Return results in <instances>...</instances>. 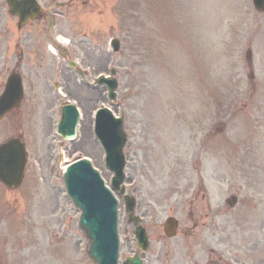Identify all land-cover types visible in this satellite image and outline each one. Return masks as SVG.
I'll list each match as a JSON object with an SVG mask.
<instances>
[{"label": "rangeland", "instance_id": "obj_1", "mask_svg": "<svg viewBox=\"0 0 264 264\" xmlns=\"http://www.w3.org/2000/svg\"><path fill=\"white\" fill-rule=\"evenodd\" d=\"M73 11L65 19L66 38L84 41L77 57L89 79L116 68L118 97L110 101L104 87L86 108L79 102L84 90L62 88L67 95L59 94L49 108L54 82L72 73L60 59L63 70L53 64L38 69V115L26 114L25 104L21 115L6 118L7 138L22 135L30 159L19 189L0 184V264H94L62 170L88 156L111 187L113 173L93 130V111L105 105L124 113L125 184L152 237L168 216L191 217L187 209L178 211L177 201L203 182L215 214L224 215V198L241 193L228 219L234 224L248 215L258 226L253 207L256 199L264 206V12L252 0H90ZM114 36L122 43L116 54L109 43ZM67 100L81 108L75 141L56 133ZM204 191L199 187L200 195ZM114 192L124 258L134 246L133 231L123 197ZM230 235L240 238L241 230L232 227Z\"/></svg>", "mask_w": 264, "mask_h": 264}, {"label": "flooded vegetation", "instance_id": "obj_2", "mask_svg": "<svg viewBox=\"0 0 264 264\" xmlns=\"http://www.w3.org/2000/svg\"><path fill=\"white\" fill-rule=\"evenodd\" d=\"M89 4L90 0H0V59L3 54V60H0V94L7 82V60L12 52L9 59L14 68L12 70L21 74L26 85V93L21 102L27 106L26 114L36 115L39 112L38 69L49 64H60L49 49L51 43L55 44L56 33L61 30L64 18H69L71 11L79 6ZM83 44L82 40L75 41L66 53H71L81 65H86L85 61L77 57V52H84ZM71 73L72 76L65 77V80H58V84L62 83L63 88H69L72 92L74 90L76 94L84 90L79 100L87 108V104L90 106L95 101L94 94L102 89L90 90L85 78L78 80L76 70ZM53 87L56 91L55 84ZM59 100L58 94L52 95L46 104L50 108ZM5 135L6 122L0 120V137ZM187 203L188 200L182 197L178 209L184 210ZM190 206L192 226L184 225L181 228L179 223L175 244L163 241L160 246H152L143 257L146 264H264L263 207L259 204L255 206L258 232L246 237L241 246L237 247L232 246L229 237L224 238L217 232L220 226L215 216L208 212L211 210L210 205L209 209L202 208L198 201L192 200ZM246 224L249 229L252 228L249 222ZM233 249L241 253L233 254Z\"/></svg>", "mask_w": 264, "mask_h": 264}, {"label": "water", "instance_id": "obj_3", "mask_svg": "<svg viewBox=\"0 0 264 264\" xmlns=\"http://www.w3.org/2000/svg\"><path fill=\"white\" fill-rule=\"evenodd\" d=\"M259 10H264V0H254ZM116 50L119 42L113 41ZM110 90V98L116 97V79L102 78ZM21 85L16 76H11L7 91L0 98V113L10 109L20 99ZM78 113L73 105L64 111L60 131L65 136L75 133ZM96 133L106 154L107 164L115 171L113 185L119 188L124 180L125 165L123 146L126 135L122 130V119L115 118L112 112L103 108L97 116ZM27 164V153L19 139L12 138L0 145V178L10 187L19 186L23 180ZM67 192L82 213L80 227L89 239L88 252L96 264H118L120 240L118 233L117 199L105 186L99 172L86 159L69 165L64 172ZM125 188L121 191L124 192ZM129 210L133 211L135 199L126 196ZM132 218H134L132 216ZM136 236L139 245L146 249L148 238L145 229L138 226ZM141 264L140 260L135 262Z\"/></svg>", "mask_w": 264, "mask_h": 264}]
</instances>
